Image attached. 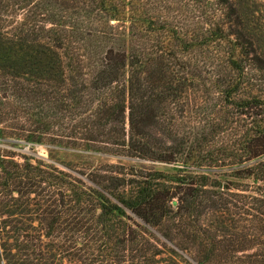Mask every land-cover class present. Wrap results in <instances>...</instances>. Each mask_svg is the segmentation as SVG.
<instances>
[{
	"label": "trees",
	"instance_id": "trees-1",
	"mask_svg": "<svg viewBox=\"0 0 264 264\" xmlns=\"http://www.w3.org/2000/svg\"><path fill=\"white\" fill-rule=\"evenodd\" d=\"M7 1L0 0V6L7 7ZM76 1L74 8L86 15L90 25L97 29L95 34L89 30L88 34L78 37V34L49 30L53 35L44 36L43 41L51 48L67 51L63 55L66 87L47 89L43 94L32 96L26 103L29 113L24 123L34 126L33 129L13 128L4 137L12 136L28 145L95 148L119 157L118 164L103 171V176L86 174L96 185L94 189L58 170L31 164L26 158L21 164L5 162L6 158L14 157L0 154L1 193L12 190L20 195L42 197L46 205L73 214L74 224H64L66 233H73L75 239L82 241L90 256L111 250L109 245L114 239L121 252L135 245L136 254L143 257L137 248L147 240L127 213L150 228L173 222L178 232H184V222L194 223L186 227L193 231L190 245H196L198 255L204 254L207 247H214L216 239L212 240L199 226L203 207L196 200L200 195L207 199L206 207L211 212L220 207L216 200L225 202V208L220 209L236 210L240 222H246L241 217L250 216L251 206L262 202L233 194L238 188L223 186L220 178L227 170L224 174L230 173V177L239 181L264 182V65L249 50L248 44L240 43L238 33L228 32L233 22L229 20L232 9L226 0H216L214 5L209 0H183L185 22L164 24L169 30L168 34H162L163 41L152 38L146 48L142 39L139 44L136 33L130 32L128 50L110 49L102 53L95 49V42L107 41V34L101 30V17L109 13H112L110 18L116 17L118 8L106 0ZM26 2L17 3V9L28 11L32 4ZM33 23L26 19L20 26L30 28L28 37L35 41L42 37L37 35L38 29L46 30ZM56 27L69 28L63 23ZM241 89L247 91V98L239 97ZM210 95L216 96L213 101L220 104L208 110ZM31 105L38 110L35 116ZM234 118L250 121V134L244 137L240 157L234 155L235 148L229 143L232 139L229 128L222 130L220 125ZM160 122L171 130L167 147H155L152 143V129ZM120 158L183 165L185 172L177 179L165 177L144 167L125 166ZM175 185H180L185 198H177ZM104 194L110 195L115 203ZM224 196L232 201H222ZM238 198L241 200L237 201ZM254 211L257 215L252 218L261 225L262 214ZM45 214L50 216L43 221L52 227L56 224L54 231L59 232L62 221L53 215L56 211L47 210ZM99 238L105 239L100 247L103 249L96 250L94 246ZM78 241L75 244L79 245ZM211 254L214 255L212 250ZM245 257L254 260L250 264H263L257 255ZM213 260L202 255L198 264Z\"/></svg>",
	"mask_w": 264,
	"mask_h": 264
},
{
	"label": "rangeland",
	"instance_id": "rangeland-1",
	"mask_svg": "<svg viewBox=\"0 0 264 264\" xmlns=\"http://www.w3.org/2000/svg\"><path fill=\"white\" fill-rule=\"evenodd\" d=\"M20 1L8 0L7 7L0 6V136H3L0 138V154L14 157L6 158L8 161L5 162L14 161L21 164L26 158L31 164H40L49 170H58L70 178L84 181L86 186L95 189L96 185L86 178V174L103 176V171H108L118 164L119 157L95 148L28 145L21 140L12 139V136L4 137L6 132H13V128L33 129L34 126L24 123L26 114L29 113V106L26 103L33 98L32 96L43 94L47 89L59 90L66 87V61L63 55L67 54V51L51 48L47 41H43L44 36L53 35L49 30L59 34H78V37L88 34L89 30L93 33L97 30L90 25L92 23L86 15L77 13L74 8L78 4L76 0H27V4H32L29 13L17 9L16 4ZM106 1L107 4H113L118 9H115L117 15L113 18H110L112 13L107 17L93 14L103 18L101 30L107 34L106 43L98 41L95 42L96 46L93 45L99 53L110 49L130 48L131 46L128 45L130 32L136 33L139 44H142L141 38L146 48H149L148 40L157 38L163 41L162 34H168L169 27L164 24L171 21L183 24L186 19L183 0ZM209 1L212 5L216 2V0ZM226 2L232 9L229 20L233 22L228 26V32L238 33L240 43L248 44L249 50L264 65V0H226ZM26 19L32 20L38 28L46 30L40 32L38 29L37 35L42 36L41 39L32 41V38L28 37L27 32L30 28L20 26V23ZM62 23L69 28L59 30L56 24ZM230 38L233 40V37ZM85 73L87 74V71ZM247 91L249 94L248 88ZM247 91L243 92L241 89L239 97L247 98ZM208 98L211 99L208 101V110L211 106L220 104L216 100L213 101L216 96L210 95ZM31 106L35 116L38 110L34 105ZM249 122L246 118H234L229 123H220L222 130L229 128L232 137L229 143L231 142L230 145L235 148L236 157L243 155L244 141L250 134ZM125 123L127 129V112H125ZM165 127V124L160 122L152 129L153 146H169L172 134L171 130ZM120 159L125 166L137 169L144 167L148 171L159 172L165 177L177 179L185 172L183 165ZM222 160L227 162V159ZM224 172L227 170L223 171L220 182L227 188H238V191H232L233 194H238L239 197L257 198L262 202L255 201V205L248 209L250 216L241 217L246 218V222H240V218L235 215L236 210L220 209L221 206L225 208L223 207L225 202L216 200L220 203V207H215L217 211L211 212L206 207L207 199L200 195L196 200L203 207L199 226L209 233L212 240L216 239L214 247H207L202 255L214 258L207 264H250L254 260L245 257L248 255L259 256L257 260L264 264V182H253L252 179L239 181L230 177V173L224 174ZM175 186L177 198H185L183 189L179 190L180 185ZM258 195L263 197L260 198ZM104 196L112 204L115 203L110 195L104 194ZM177 198L174 200V212H176ZM223 200L232 201L226 196L222 197ZM254 209L262 214L261 225H257L256 220L252 218L257 215ZM47 210L56 211L53 215L61 218L63 226L59 223L61 225L59 232L54 231L56 224L52 227V224L47 225L48 221H43L50 216L45 214ZM127 216L139 226L144 238L150 244L141 242V247L137 248L142 251L141 256L144 258L136 254L135 245L121 252V247L114 239L109 245L111 250L102 254L95 252L90 256L82 241L75 239L73 233V235L66 233L65 223L74 224L73 214L46 205V199L42 197L20 195L12 190L3 193L0 191V264H112L110 261L115 264H198V258L202 255H198L199 250L196 245H190L193 231L186 228L190 225L194 226V223L184 222L182 227L184 232H178L173 222L163 223L159 228H150L137 221L131 214L127 213ZM104 240L97 241L94 249H103L100 247ZM77 241L79 245L75 244ZM248 248L253 249L249 251ZM211 250L214 255L211 254Z\"/></svg>",
	"mask_w": 264,
	"mask_h": 264
}]
</instances>
